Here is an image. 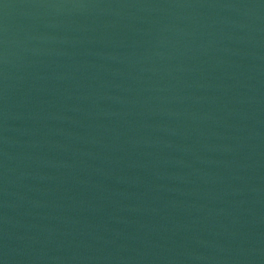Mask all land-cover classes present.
<instances>
[{
    "label": "water",
    "instance_id": "95a60500",
    "mask_svg": "<svg viewBox=\"0 0 264 264\" xmlns=\"http://www.w3.org/2000/svg\"><path fill=\"white\" fill-rule=\"evenodd\" d=\"M0 264H264V0H0Z\"/></svg>",
    "mask_w": 264,
    "mask_h": 264
}]
</instances>
